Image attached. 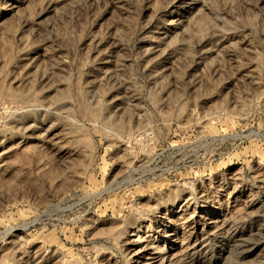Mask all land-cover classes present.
<instances>
[{"label": "rangeland", "instance_id": "374dc122", "mask_svg": "<svg viewBox=\"0 0 264 264\" xmlns=\"http://www.w3.org/2000/svg\"><path fill=\"white\" fill-rule=\"evenodd\" d=\"M0 264H264V0H0Z\"/></svg>", "mask_w": 264, "mask_h": 264}, {"label": "bare ground", "instance_id": "6f19581e", "mask_svg": "<svg viewBox=\"0 0 264 264\" xmlns=\"http://www.w3.org/2000/svg\"><path fill=\"white\" fill-rule=\"evenodd\" d=\"M214 210L215 208L214 207H208V211L210 210ZM211 210V211H212ZM159 222V223H158ZM169 221H167L168 223ZM219 222V221H218ZM156 223H158V225L160 226V228L162 227L163 228V231H165L167 228H166V224L164 222H160V221H157ZM146 227H143V226H139L137 228V233H142V229H145ZM160 231H156L155 234H159ZM136 237L135 240L131 241L129 243V247H131L129 253H128V259L129 260H134V259H137V261L139 260H144L147 258V256L149 257V260H155V258H153L157 252H151L152 250V247H151V244H152V241H144L141 237H139L138 234L134 235L132 234L131 237ZM172 236V234L169 233V235L165 234V237H170ZM147 238V237H146ZM158 238V237H157ZM156 238H154L153 240H155ZM144 245V246H142ZM129 250V249H128ZM151 253V254H150Z\"/></svg>", "mask_w": 264, "mask_h": 264}]
</instances>
